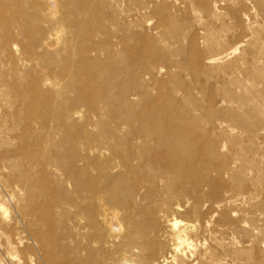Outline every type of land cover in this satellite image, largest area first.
<instances>
[{"label": "bare ground", "instance_id": "1", "mask_svg": "<svg viewBox=\"0 0 264 264\" xmlns=\"http://www.w3.org/2000/svg\"><path fill=\"white\" fill-rule=\"evenodd\" d=\"M209 2L248 20L220 52L197 49L205 75L226 74L211 77L217 109L180 85L175 26L147 35L159 0H0V249L12 264H264V0ZM24 31L37 48L23 53L46 69L63 39L64 85L43 70L25 82L40 64L19 55ZM154 63L171 66L169 86L151 81ZM151 82L159 103L139 107ZM86 99L105 110L92 129Z\"/></svg>", "mask_w": 264, "mask_h": 264}, {"label": "rangeland", "instance_id": "2", "mask_svg": "<svg viewBox=\"0 0 264 264\" xmlns=\"http://www.w3.org/2000/svg\"><path fill=\"white\" fill-rule=\"evenodd\" d=\"M159 1H160L161 9L163 11L162 12H154L153 11L150 13V16H149V18L151 19L149 22L150 24L145 29L148 33L147 35L155 37L156 33H160L163 30L162 29L163 27L160 25L165 24V23H171L173 26H175L176 31L179 33V35H181L180 37L183 40L185 39L184 41L181 39L182 42L180 45H182V46H180V50H179L180 52L178 54L177 59L180 62L184 63L186 66H188L189 70H190V71L187 70V71L183 72L181 69L177 70V67H176V70H175L176 74H178V76L181 79L184 78L182 80V84H180V85H182V86L188 85V87L192 88V91H195L194 92L195 95L199 98V100H200L199 102L201 104H203L204 106H206L208 108H212V109H215V108L217 109L218 104L220 107V105L222 103L221 100L219 99V97L223 91H222V88H220V87H215V88L212 87L213 78L219 79V78H221V76L225 77L226 74L222 73L223 71H221V73L218 71L217 74H216V72L213 73L214 76H213V74H211V76L205 75L204 71L210 72V69L208 66L210 61L207 58H205V56H201V55L197 54V49L198 48L199 49H206L209 46L208 49L212 53L213 52L217 53V52L221 51L220 49H224L225 46L226 47H227V45L230 46L239 38L240 33H242L243 24H246L248 22L247 18H244L241 21H237V19L229 20V18L226 15L227 14L226 6L224 4L221 5V3L218 5V8L216 10L217 12L213 11V13H212V10L210 7V2H209L210 0H200V8L201 9L198 12H194L193 2L189 1V0H166V1L165 0H159ZM57 2H58V0H57ZM145 2H148V0H145ZM191 4L193 7L191 6ZM168 19H170V20L168 21ZM209 19H210V21H209ZM220 21L223 24H220ZM226 23H228V24H226ZM219 24L222 26H220ZM227 25H228V28H227ZM209 26H211L213 29ZM216 28L218 30H216ZM109 30H110V33H113L112 29H109ZM217 31L219 32L220 36L218 35ZM208 37L209 38L216 37L217 39L218 38L219 39L218 40L216 39L218 42H213L214 44L212 43V45H208V44H210L209 43L210 41L208 42V40H211ZM104 39L109 40L110 38H108V39L104 38ZM104 39H102V40H104ZM98 40H101V38H99ZM63 42H64L63 39H60L59 41L52 40V45L50 46L51 49L45 50V54L48 55L47 59H48V64H49V67L46 69L43 67L42 64H40L41 62L38 61V59L27 58L26 57L27 55L25 53H23L26 46H28L29 49L36 50V48H37L36 47L37 46V36H35V34L32 33L31 31L30 32L29 31L22 32L20 39L18 41V46H17V48L22 51L19 55L22 58L29 60L30 63H32V65H34L35 62L36 63L39 62V64H40V67L38 69L33 70V71H29L25 82L31 80L32 77H34V75L36 74L35 72L41 73L43 71H45L47 73L48 79L51 83H57V84L62 86L67 82L66 76H63L61 74V69L63 67L64 58L62 55L56 56L54 54V51L58 50L63 45L62 44ZM88 43L89 42H84V44H88ZM24 46H25V48L22 49V47H24ZM128 47H130V46H128ZM131 48L132 47H130V49ZM133 50H135V51L131 53V54H133L131 56V58L136 59V48L133 47ZM39 52L44 53V51H41V50ZM146 56L148 58L153 57L152 54H146ZM197 62H199L200 65H196L195 63H197ZM159 65H162L163 67H160L159 70H156V64L154 63V69L152 71L153 74H152V80L151 81L159 80L160 82H164V84L166 86H169L171 84V82L168 81L167 77L169 76L171 66L167 63H161V64H158L157 66H159ZM193 69L197 70L200 73L202 72L200 74V77H199L200 83H201V86L200 85L199 86L201 88L196 85V79H195L196 76L193 74L194 73ZM157 72H159V74ZM185 73H186V75H184ZM157 74H158V76H157ZM211 77H213V78L211 79ZM189 78H191L192 81L191 80L189 81ZM152 83L153 82L150 83V86L145 88V91L140 92L141 94L147 93L148 97H141L136 101V104L139 107H143V106L145 107V106H147V104L159 103V101H158L159 91L156 87L153 86ZM192 84L195 86H193ZM204 85H205V88L203 87ZM180 87L181 86H178V88H176V99H177L176 103H178V100L181 99L180 97H181L183 90ZM219 88H220V90H219ZM193 89H195V90H193ZM200 89H202V91ZM215 89H216V91H215ZM49 92L52 93V91H49ZM204 92H205V96H204ZM197 94H199V95H197ZM89 100L90 99H86L80 105V108L81 109L83 108V110L85 112V118L81 123H82L83 127H87L88 129H92L91 125H94L96 123V120L98 119V118L92 117V115L95 112H101V111H105V110L102 108H101V110L99 109V107H101V105L91 106ZM138 102H139V104H138ZM106 113L104 115H102L103 118L106 117ZM0 260H1V264H12V261L10 260V256L8 255V253L3 252L1 249H0Z\"/></svg>", "mask_w": 264, "mask_h": 264}]
</instances>
